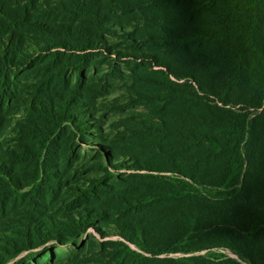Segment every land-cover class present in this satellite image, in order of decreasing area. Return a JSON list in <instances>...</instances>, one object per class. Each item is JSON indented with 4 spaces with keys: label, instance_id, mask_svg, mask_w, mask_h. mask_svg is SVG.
Wrapping results in <instances>:
<instances>
[{
    "label": "trees",
    "instance_id": "1",
    "mask_svg": "<svg viewBox=\"0 0 264 264\" xmlns=\"http://www.w3.org/2000/svg\"><path fill=\"white\" fill-rule=\"evenodd\" d=\"M145 2L0 0V134L10 127L11 101L15 93L31 74L38 71V67L47 73L59 72L62 51H73L79 54L75 68L81 77L82 63L92 49V43L104 35L116 36L106 29V14L120 12L129 22L130 16L145 9ZM166 2L185 5V13L190 17L200 12H216L215 19L206 28L188 27L181 33L157 27L160 20L176 23L165 16L157 18L156 23L155 19L148 20L142 26L154 30L149 42L157 48L186 52L189 46L197 43H212V57L197 52L188 57L189 63L211 70L207 75L206 92L200 96L198 91H202V86L189 82L190 76H176L178 80L186 81L177 86L174 100L189 111L177 121L191 125L198 119L192 108L216 101L220 107L214 105L208 122L217 129L219 139L205 133L187 135L191 144H200L197 147L204 150L188 158L191 160L188 163L194 165L192 171L175 169L177 177L156 175L166 172L144 165L136 168L144 174L128 178L116 187L103 184V180L89 183L88 189L96 195L91 211L98 219L111 222L121 239L112 244L107 264H264V183L261 189H254L246 179L242 182L246 172L242 150L253 139L254 120L250 118L264 106V80L253 88L254 92L247 93L244 100H229L230 94L243 82L241 68L247 60L254 56L260 58L258 64H264V36L260 34L261 43L256 37L263 23L260 8L264 0ZM55 11L60 14V21L46 17ZM34 38L39 40L34 44L37 56L33 62L37 65L21 68V57ZM160 75L169 80L166 73L160 72ZM62 110L56 115L33 102L27 118L17 124V149L10 154V159L15 164L30 165L32 170L28 176L35 186L29 192H14L19 190L18 181L10 168L0 165V264H7L32 245L25 243H30L31 232L36 231V227L26 222L19 228L21 224L4 218L3 206L14 195L28 198L33 203L44 194L45 186L37 184L44 168L42 154L50 136L64 121L71 120L66 109ZM79 130L85 131V128ZM28 138L36 140L35 149L23 142ZM113 154L117 158L124 155L119 149ZM215 154L225 156L218 169L222 171L219 184L205 176L207 171L217 175L214 168L205 172L198 169ZM104 172L105 180L111 178L108 171L104 169ZM207 187H218L220 191L206 196L201 190ZM99 188L101 195L95 193ZM162 215L166 219L172 218L175 223L168 233L156 229V224L164 219ZM67 226L73 231L87 229V223L81 220H68ZM213 250H228L240 261L219 253L193 256ZM168 255L176 258L166 257Z\"/></svg>",
    "mask_w": 264,
    "mask_h": 264
},
{
    "label": "rangeland",
    "instance_id": "2",
    "mask_svg": "<svg viewBox=\"0 0 264 264\" xmlns=\"http://www.w3.org/2000/svg\"><path fill=\"white\" fill-rule=\"evenodd\" d=\"M145 1V9L130 16L129 22L120 12L106 14V29L116 36L104 35L92 43V49L82 63L81 77L75 68L79 54L64 50L59 72L47 73L38 67V71L31 74L15 93L11 101L10 127L0 134V165L12 171L19 185V190L14 192L18 194H26L35 186L28 176L32 170L30 165L15 164L10 159V154L17 149V124L27 118L29 106L36 102L56 115L65 108L71 120L64 121L50 136L42 154L44 168L37 182L45 186L42 197L31 203L28 198L14 195L3 206L5 219L21 224L19 228L30 222L37 229H31L30 243H25L27 246L32 244L31 247L25 248L7 264H107L112 244L121 239L111 222L98 219L91 211L96 195L88 189L89 183L103 180V184L116 187L128 178L144 174V171L136 170L144 165L166 172L156 175L177 177L174 170L192 171L194 165L188 163L191 161L188 158L204 150L197 147L200 144H191L187 135L205 133L219 139L217 129L208 122L214 105L220 107L216 101L192 108L198 119L191 125L177 121L188 110L174 100L177 86L186 81L178 80L176 76H190L189 82L202 86L199 95L206 92L207 75L211 70L189 63L188 57L196 52L212 57V43H197L189 46L186 52L157 48L149 42L154 30L142 26L148 20L155 19L156 23L157 18L165 16L176 23L160 20L157 27L181 33L188 27L206 28L215 19L216 12H200L190 17L185 13V5L167 4L166 0ZM53 9L57 10V7ZM260 11L263 23L256 33L259 43L262 42L260 34L264 36V5ZM46 17L61 20L56 11ZM36 43L39 40L34 38L21 57V68L37 65L33 62L37 56ZM259 61L260 58L253 56L241 68L243 82L230 94V101L244 100L246 94L254 92L253 88L264 80V64H258ZM160 72L166 73L169 80H164ZM263 110L264 106L251 116L253 139L242 150L246 169L242 182L246 179L254 189H261L264 183ZM82 128L85 131L79 130ZM23 142L36 148L34 138ZM116 149L122 150L124 155L115 157L113 151ZM224 159V155H212L198 169L205 172L214 168L217 175L207 171L205 176L219 184L222 171L218 169ZM104 169L111 178L105 180ZM100 190L96 189L95 193L101 195ZM201 191L212 196L220 189L207 187ZM159 212L163 213V210ZM162 218L156 229L168 233L175 223L172 218L166 219L164 215ZM71 219L85 221L87 229L71 230L67 226ZM212 253L240 261L228 250L204 251L193 256ZM166 257L176 258L174 255Z\"/></svg>",
    "mask_w": 264,
    "mask_h": 264
}]
</instances>
